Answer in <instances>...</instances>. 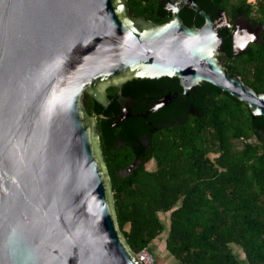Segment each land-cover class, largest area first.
<instances>
[{
  "label": "water",
  "instance_id": "obj_1",
  "mask_svg": "<svg viewBox=\"0 0 264 264\" xmlns=\"http://www.w3.org/2000/svg\"><path fill=\"white\" fill-rule=\"evenodd\" d=\"M196 1L159 0L171 18L156 24L127 0H0V264H143L118 228L85 93L105 107L109 87L170 77L184 97L208 83L264 118V92L222 64L223 17ZM183 7L203 23L185 25ZM236 32L233 56L247 48L236 51ZM132 101L117 93L113 124Z\"/></svg>",
  "mask_w": 264,
  "mask_h": 264
},
{
  "label": "trees",
  "instance_id": "obj_2",
  "mask_svg": "<svg viewBox=\"0 0 264 264\" xmlns=\"http://www.w3.org/2000/svg\"><path fill=\"white\" fill-rule=\"evenodd\" d=\"M196 3L212 20L223 13L232 26L245 18L264 27V0ZM127 6L131 16L156 24L171 18L158 0H127ZM179 17L189 27L203 23L188 7ZM231 29H221L228 74L264 92V33L234 57ZM159 89L178 97L146 118L136 116L144 108L133 106L117 124L114 97L107 108L86 93L83 98L86 114L96 117L116 222L129 248L152 255L151 244L165 232L164 250L174 264H264V118L252 117L243 102L208 83L187 97L170 77L130 80L108 92L120 91L137 103ZM148 162L154 167L147 168ZM159 213H169L167 228Z\"/></svg>",
  "mask_w": 264,
  "mask_h": 264
},
{
  "label": "flooded vegetation",
  "instance_id": "obj_3",
  "mask_svg": "<svg viewBox=\"0 0 264 264\" xmlns=\"http://www.w3.org/2000/svg\"><path fill=\"white\" fill-rule=\"evenodd\" d=\"M163 1H166V0H163ZM159 2V0H158ZM159 4H161L159 2ZM162 7H163V4H161ZM164 9V8H163ZM167 12V11H166ZM180 12V11H179ZM169 13V12H168ZM170 14V13H169ZM242 19L244 18H241L239 20H236L232 26V29H231V32H235V31H238L239 30V27L240 25H242V28L241 30L243 31V33L246 34V37L245 39L243 40V43H240L239 41L236 43V48H238V50L244 45L245 42H247V48L253 44H256V43H259V40H260V37L262 36V34L264 33V27H258V26H255L253 24H251V22L247 21L246 22H243ZM183 21V20H182ZM184 23V22H183ZM185 24V23H184ZM237 33V32H236ZM241 32V35L243 34ZM247 48L245 50H242L239 52V55H236V56H240L244 51L247 50ZM233 56V55H232ZM235 57V56H234ZM224 58V57H223ZM111 88V87H109ZM116 88V87H115ZM121 88V87H119ZM162 92V89H159L157 90L154 94L152 93H146V94H143V99L140 100L139 102L136 103V101L127 96L128 98H131L133 101L132 103L130 104V109L132 110V107H142L144 108L143 112L140 113V114H137L136 116H140L142 118H146L150 113L152 112H156L154 111V103H156V101H158L160 98L166 96L167 94H173L171 92H167L166 94L164 95H160ZM117 93L121 94L120 91H114L112 94L110 92H108V88L106 90V99H107V105L104 107V108H107L109 107V105L112 103L110 101V96L114 97L115 98V101H116V104H117V107H118V114L120 112V105L118 104L117 102ZM175 93V92H174ZM109 95V96H108ZM122 95V94H121ZM123 96V95H122ZM123 97H126V96H123ZM178 97V95L174 98L176 99ZM173 99V100H174ZM118 116V115H117ZM95 117V116H94ZM116 120V119H115ZM148 125H151V123H148Z\"/></svg>",
  "mask_w": 264,
  "mask_h": 264
},
{
  "label": "rangeland",
  "instance_id": "obj_4",
  "mask_svg": "<svg viewBox=\"0 0 264 264\" xmlns=\"http://www.w3.org/2000/svg\"><path fill=\"white\" fill-rule=\"evenodd\" d=\"M256 0H247V2L254 4ZM242 28V27H241ZM246 37V34H243V38ZM224 58H222V64L224 66ZM211 158H213L212 155H210ZM147 168H153L154 163L153 162H148L146 164ZM160 220L163 222L165 225V228L168 226V221H169V213H159L158 214ZM165 237V232L162 233L156 240L153 241L151 244V249H152V255L150 264H174V259L167 254V252L164 250V242L163 238ZM232 250L234 254L239 258L243 259L244 255L242 254L241 250L235 246H232Z\"/></svg>",
  "mask_w": 264,
  "mask_h": 264
},
{
  "label": "built area",
  "instance_id": "obj_5",
  "mask_svg": "<svg viewBox=\"0 0 264 264\" xmlns=\"http://www.w3.org/2000/svg\"><path fill=\"white\" fill-rule=\"evenodd\" d=\"M221 20L218 22V25L221 26L222 28H227V29H231L232 25L227 21V19L225 18V15L223 13L220 14ZM226 25V26H224ZM137 257L141 260V262H143V264H150V259H151V255L150 253L147 251V249H142L141 251H139L138 253H136Z\"/></svg>",
  "mask_w": 264,
  "mask_h": 264
},
{
  "label": "bare ground",
  "instance_id": "obj_6",
  "mask_svg": "<svg viewBox=\"0 0 264 264\" xmlns=\"http://www.w3.org/2000/svg\"><path fill=\"white\" fill-rule=\"evenodd\" d=\"M241 27H242V25H240V27H239V30L237 31V33H236V35H235V40H234V46L236 47V43L239 41L240 43H243V40L245 39V38H243V34H245V33H243V31L241 30ZM241 32L243 33L242 35H241ZM246 43V42H245ZM244 43V44H245ZM244 47V45L239 49V50H241L242 48ZM236 51H238V48H236Z\"/></svg>",
  "mask_w": 264,
  "mask_h": 264
}]
</instances>
